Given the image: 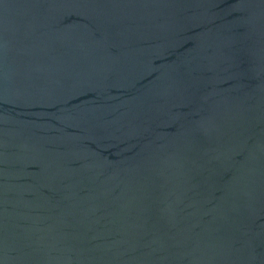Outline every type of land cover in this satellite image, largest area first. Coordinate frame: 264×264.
<instances>
[{"label": "water", "instance_id": "1", "mask_svg": "<svg viewBox=\"0 0 264 264\" xmlns=\"http://www.w3.org/2000/svg\"><path fill=\"white\" fill-rule=\"evenodd\" d=\"M0 264H264V0H0Z\"/></svg>", "mask_w": 264, "mask_h": 264}]
</instances>
